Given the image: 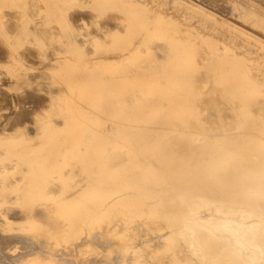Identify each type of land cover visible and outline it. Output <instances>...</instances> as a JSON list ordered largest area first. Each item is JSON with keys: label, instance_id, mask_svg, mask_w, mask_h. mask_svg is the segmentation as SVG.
Instances as JSON below:
<instances>
[{"label": "rangeland", "instance_id": "rangeland-1", "mask_svg": "<svg viewBox=\"0 0 264 264\" xmlns=\"http://www.w3.org/2000/svg\"><path fill=\"white\" fill-rule=\"evenodd\" d=\"M138 1L142 5L132 3L130 7V11L135 14L136 21L127 26L118 21L117 17L113 16L116 14L114 12L116 9L128 11L129 0H0V21H2L0 22V35L8 33L7 35L14 37V46L18 50L37 49L42 56L49 55L48 61L46 60L47 63H53L50 66L52 69L50 67V69L46 68L42 75L43 81H45V89H43L45 92L43 91V93L49 99L46 104L47 106L39 111H35L29 121L20 126L22 127L20 129L21 132L18 131L26 134L33 131L32 133H37L39 136L2 138L6 146H11L12 154L18 155L20 152H24V154L28 152L31 156L37 157L38 160L16 163L5 157H0V168L2 166L0 169V236L2 238V240L0 238V264H19L21 262L33 264L34 260H40V258V261L46 264H103V262L104 264H258L263 260L264 237H260L259 233L264 223H260L257 220L245 219L249 226L246 230L253 235V240L248 241L241 234L238 219L231 217L220 218L211 209H201L198 214L203 221H213L221 227L229 226V228L238 233L237 235L240 234L239 236L247 242L250 249H257L260 253L262 252L261 256L257 258L249 250L245 252L240 247L238 249L237 246H234L228 234L216 233L209 224L199 220L196 215L195 205L199 202L209 203L212 207L218 204L224 210L234 212L236 210L235 204L248 202L254 206L252 209L255 211L258 212V208L261 207L264 212V187L259 184L264 176V160L261 165H254L253 160L252 168H244L235 159V155L231 153L234 152L235 148L229 145L230 141H239L244 138L253 141V143L264 138V0ZM237 1L238 3H236ZM237 4L239 8H237ZM77 11L79 14L75 16V12ZM257 12L259 13L258 17H256L258 15ZM172 17L183 19L185 23L198 27L200 32L205 35V48L197 41L184 43L181 36L173 35L168 27V23L170 22L171 24ZM189 18L192 20H189ZM195 20L200 21L201 24H196ZM101 22L103 23L101 24ZM10 23H13L14 26L12 27ZM82 28L85 29L83 30ZM244 28L247 29L245 30ZM27 30L30 31L28 32ZM117 31L118 34L116 33ZM112 39L113 41H111ZM99 41L100 43H98ZM20 46L22 47L20 48ZM236 47L239 49L247 47L253 50L255 53L253 62L246 65L241 64V61L237 60L239 58L232 51V48ZM140 53L142 56H140ZM192 55L194 59H192ZM54 58L56 59L54 60ZM61 60L62 62H60ZM181 60L184 62L182 63ZM185 63H187V66H185ZM191 69H193V72H191ZM33 73L35 72L33 71ZM210 74L213 75L210 76ZM142 79L145 81L143 80L142 82ZM148 83H151L150 86ZM145 85L147 86L145 87ZM128 88L130 89L128 90ZM83 91H85V95ZM130 94L133 96H129ZM63 97L68 98L66 100ZM178 97H181V99ZM250 97L251 99H249ZM69 101L71 106L69 105ZM228 101L229 103H227ZM71 114L72 116H70ZM6 116L7 114L4 117H0V123L6 124ZM243 117L244 119H242ZM72 121L76 123L74 124ZM162 122L165 123L163 127L160 126ZM113 123L116 124L118 131L114 128ZM178 124L182 127L180 128ZM36 125L37 128L35 127ZM248 126L250 129H248ZM154 127L158 129L155 130ZM120 132L126 136L125 138L129 139L130 143L118 147L117 142L122 139L119 135ZM40 133H43L44 138L40 136ZM47 134L56 136L50 139L47 137ZM157 134L173 141L174 147L171 148L170 152L174 158V163L171 171H168L170 162L168 159L169 155L166 153L167 150L160 144L153 142ZM203 140L205 141L204 143H202ZM181 142H185L186 146L182 147ZM104 143L107 144L105 148H98L99 145ZM98 149L99 151H97ZM250 150L249 145L243 147V155L248 160H252ZM257 150H264V147H257ZM90 151L91 155L93 152L95 153L94 155L100 154V158H104V165H106L112 177H114L111 183L107 185L109 187L101 186L102 178L99 176L98 169L95 168L96 165H94L93 171L87 169L88 163L85 162V159L90 156ZM143 151L145 153L148 152V155L143 154ZM133 154L136 158L138 157V160L141 159V156L149 159V165L153 174L151 181L152 184L157 185H153L157 187L158 190H154L157 192H143L140 189L142 180L138 178L131 180L125 176L126 172L130 169L131 155ZM1 156H3V153ZM160 157H162L161 160ZM182 161H185L188 167L194 166L195 162V167L201 171H190L191 177L182 178L180 176ZM3 163H6V165ZM52 166L56 168L47 169ZM37 171L42 172L38 173ZM117 182L123 186L122 190L116 191L114 183ZM245 189L250 191L249 195L244 194ZM28 201L30 203L26 205ZM91 201L93 202L91 203ZM160 202L166 203V205L172 208V217L181 226H184L182 230L171 228L167 224L166 218L162 216L161 210L158 209ZM102 204L107 206L105 208L107 211L103 208ZM98 205L102 208L98 207ZM122 207L126 209L127 213L121 212L120 209ZM44 208L46 209L44 210ZM62 209L64 210L62 211ZM74 218H76L77 222ZM82 219H85V223ZM81 220L82 222L80 223ZM128 222H132L130 223L132 225ZM130 226L133 227L130 228ZM84 227L86 228L85 230H83ZM39 229L41 231L37 233L36 231ZM84 232H86V235ZM11 234L13 235L11 236ZM189 234L199 238L201 242L200 250L192 242L186 245L184 240ZM27 243H32V245ZM3 246L5 249H3ZM149 248H151V251ZM102 249H107V251L105 252ZM115 251H118V253ZM200 255H203V257L200 258ZM114 259L115 261H113Z\"/></svg>", "mask_w": 264, "mask_h": 264}, {"label": "bare ground", "instance_id": "bare-ground-1", "mask_svg": "<svg viewBox=\"0 0 264 264\" xmlns=\"http://www.w3.org/2000/svg\"><path fill=\"white\" fill-rule=\"evenodd\" d=\"M3 1V0H2ZM35 1V0H34ZM181 1V0H180ZM196 1V0H195ZM258 1V0H257ZM263 1V0H262ZM31 2H33V1H31ZM43 2V1H42ZM59 2V1H58ZM89 2V1H88ZM153 2V1H152ZM183 2V1H182ZM181 2V3H182ZM193 2V1H192ZM191 2V3H192ZM23 3V2H22ZM132 3H136V4H141L142 5V3L140 2V1H138V0H129V7H128V11H122V10H118V9H116L114 12L116 13L113 17H117L118 18V21H120L122 24H126L127 26H129V25H131L132 23H133V21H136L135 20V14L133 13V12H131L130 10H131V6H132ZM159 3V2H158ZM190 3V4H191ZM226 3V2H225ZM229 3V2H228ZM236 3H238V1L236 2ZM6 4H8V3H6ZM190 4H188V5H190ZM203 4V3H202ZM205 4V3H204ZM23 5V4H22ZM183 5V4H182ZM195 5H197V4H195ZM208 5V4H207ZM218 5V4H217ZM235 5V4H234ZM234 5H231V6H234ZM260 5V4H259ZM5 6V5H4ZM26 6V5H25ZM61 6V5H60ZM93 6V5H92ZM244 6V5H243ZM16 7V6H15ZM63 7V6H62ZM75 7V6H74ZM78 7V6H77ZM99 7V6H98ZM108 7H110V6H108ZM126 7V8H127ZM152 7V6H151ZM197 7H199V6H197ZM203 7V6H202ZM245 7V6H244ZM10 8V7H9ZM13 8V7H12ZM18 8V7H17ZM22 8V7H21ZM67 8V7H66ZM123 8V7H122ZM234 8V7H233ZM237 8H239V6H238V4H237ZM256 8V7H255ZM6 9V8H5ZM4 9V10H5ZM11 9V8H10ZM29 9V8H28ZM43 9V8H42ZM72 9V8H71ZM1 10V9H0ZM61 10V9H60ZM105 10V9H104ZM103 10V11H104ZM234 10V9H233ZM242 10V9H241ZM240 10V11H241ZM248 11H250L249 9H247ZM3 11V10H2ZM13 11H14V9H13ZM87 11V10H86ZM200 11V10H199ZM202 11V10H201ZM209 11V10H208ZM243 11H244V9H243ZM12 12V11H11ZM47 12V11H46ZM65 12V11H64ZM80 12H81V10H80ZM105 12V11H104ZM109 12H110V10H109ZM156 12V11H155ZM245 12V11H244ZM2 13V12H1ZM30 13V12H29ZM74 13V12H73ZM207 13V12H206ZM222 13V12H221ZM258 13V12H257ZM26 14V13H25ZM71 14V13H70ZM78 11L77 12H75V16H78ZM105 14H107V13H105ZM112 14V13H111ZM162 14V13H161ZM210 14H211V12H210ZM215 14V13H214ZM245 14V13H244ZM249 14V13H248ZM256 14V13H255ZM43 15H45V14H43ZM97 15V14H96ZM164 15V14H163ZM254 15V14H253ZM257 15V14H256ZM9 16V15H8ZM14 16V15H13ZM28 16V15H27ZM69 16V15H68ZM211 16V15H210ZM216 16V15H215ZM218 16V15H217ZM259 16V13H258V15L256 16V17H258ZM17 17V16H16ZM40 17V16H39ZM63 17H64V15H63ZM164 17L166 18V16L164 15ZM235 17V16H234ZM241 17V16H240ZM253 17V16H252ZM264 17V16H263ZM27 18V17H26ZM46 18V17H45ZM91 18V17H90ZM105 18V17H104ZM171 18V17H170ZM173 18V17H172ZM222 18V17H221ZM243 18V17H242ZM253 18H255V17H253ZM253 18H251V19H253ZM4 19V18H3ZM7 19V18H6ZM10 19V18H9ZM30 19V18H29ZM44 19V18H43ZM98 19V18H97ZM106 19V18H105ZM184 19H185V17H184ZM225 19V18H224ZM31 20V19H30ZM36 20V19H35ZM48 20H49V18H48ZM108 20V19H107ZM106 20V21H107ZM169 20V19H168ZM189 20H192L191 18H189ZM4 21V20H3ZM13 21V20H12ZM68 21V20H67ZM100 21H102V20H100ZM253 21V20H252ZM258 21V20H257ZM261 21H263V20H261ZM0 22H2V21H0ZM5 22V21H4ZM40 22V21H39ZM88 22V21H87ZM112 22V21H111ZM225 22V21H224ZM229 22H230V20H229ZM9 23V22H8ZM16 23V22H15ZM55 23V22H54ZM67 23V22H66ZM103 22H101V24H102ZM110 23V22H109ZM114 23V22H113ZM155 23V22H154ZM195 23L196 24H201L200 23V21H196L195 20ZM234 23V22H233ZM236 23H239V22H236ZM261 23V22H260ZM41 25H42V23H40ZM57 24V23H56ZM89 24V23H88ZM97 24V23H96ZM111 24V23H110ZM119 24V23H118ZM169 24V28H170V31H171V33L173 34V35H176V36H181L182 37V39H183V42L185 43V42H190V41H197L202 47H204L205 48V46H206V40H205V35H203L201 32H200V30H199V28L198 27H196V26H193V25H191V24H188V23H185L184 22V20L183 19H180V18H173L172 20H171V24H170V22L168 23ZM211 24V23H210ZM219 24V23H218ZM229 24H232V23H229ZM6 25V24H5ZM21 25V24H20ZM31 25V24H30ZM45 25V24H44ZM48 25V24H47ZM71 25V24H70ZM69 25V26H70ZM87 25V24H86ZM115 25H116V23H115ZM120 25V24H119ZM152 25V24H151ZM221 25V24H220ZM223 25H225V24H223ZM227 25H228V23H227ZM240 25H242V24H240ZM9 26V25H8ZM16 26V25H15ZM75 26V25H74ZM78 26V25H77ZM79 26H81L80 24H79ZM78 26V27H79ZM93 26V25H92ZM102 26V25H101ZM141 26H142V23H141ZM153 26H154V24H153ZM229 26V25H228ZM249 26V25H248ZM7 27V26H6ZM35 27V26H34ZM65 27V26H64ZM104 27V26H103ZM151 27V26H150ZM167 27V26H166ZM167 27V28H168ZM235 27H238V26H235ZM234 27V28H235ZM242 27H244V26H242ZM26 28V27H25ZM29 28V27H28ZM55 28V27H54ZM67 28H68V26H67ZM86 28V27H85ZM84 28V29H85ZM100 28V27H99ZM124 28V27H123ZM136 28V27H135ZM134 28V29H135ZM166 28V29H167ZM45 29V28H44ZM56 29V28H55ZM61 29V28H60ZM73 29V28H72ZM80 29V28H79ZM83 29V28H82ZM83 29V30H84ZM86 29H89V28H86ZM138 29V28H137ZM240 29V28H239ZM245 30L247 29V28H244ZM243 29V30H244ZM66 30V29H65ZM74 30V29H73ZM107 30V29H106ZM136 30V29H135ZM139 30H140V27H139ZM250 31H251V29H249ZM248 30V31H249ZM28 31V30H27ZM30 31V30H29ZM28 31V32H29ZM35 31V30H34ZM69 31V30H68ZM79 31V30H78ZM127 31V30H126ZM152 31H154V30H152ZM164 31V30H163ZM167 31V30H166ZM10 32V31H9ZM28 32H26V33H28ZM52 32V31H51ZM59 32V31H58ZM71 32V31H70ZM82 32V31H81ZM91 32H93V31H91ZM110 32V31H109ZM113 32V31H112ZM155 32V31H154ZM158 32V31H157ZM160 32V31H159ZM204 32V31H203ZM216 32H218V31H216ZM245 32V31H244ZM252 32H254L253 30H252ZM2 33V32H1ZM56 33V32H55ZM66 33V32H65ZM77 33V32H76ZM106 33H108V32H106ZM117 34H118V31L116 32ZM138 33V32H137ZM161 33V32H160ZM8 34V33H7ZM29 34V33H28ZM34 34V33H33ZM57 34V33H56ZM70 34V33H69ZM73 34V33H72ZM88 34V33H87ZM92 34V33H91ZM96 34V33H95ZM125 34V33H124ZM140 34V33H139ZM169 34V33H168ZM246 34H247V32H246ZM257 34H259V33H257ZM67 35V34H66ZM107 35V34H106ZM120 35H121V33H120ZM161 35V34H160ZM172 35V36H173ZM252 35H253V33H252ZM36 36H37V34H36ZM44 36V35H43ZM52 36V35H51ZM65 36V35H64ZM75 36V35H74ZM77 36V35H76ZM79 36V35H78ZM101 36H102V34H101ZM135 36V35H134ZM260 36V35H259ZM263 36V35H262ZM9 37V36H8ZM22 37V36H21ZM23 37H24V35H23ZM66 37V36H65ZM99 37V36H98ZM116 37V36H115ZM124 37V36H123ZM264 37V36H263ZM11 38V37H10ZM43 38V37H42ZM53 38V37H52ZM80 38V37H79ZM95 38H97V37H95ZM99 38H101V37H99ZM111 38V37H110ZM119 38V37H118ZM136 38H137V36H136ZM142 38V37H141ZM166 38H167V36H166ZM175 38V37H174ZM252 38V37H251ZM1 39V38H0ZM51 39V38H50ZM63 39V38H62ZM101 39H103V38H101ZM125 39V38H124ZM152 39V38H151ZM170 39V38H169ZM181 39V40H182ZM259 39H260V37H259ZM263 39V38H262ZM3 40V39H2ZM20 40V39H19ZM26 40V39H25ZM33 40V39H32ZM53 40V39H52ZM71 40V39H70ZM104 40V39H103ZM140 40V39H139ZM220 40V39H219ZM24 41V40H23ZM37 41V40H36ZM49 41V40H48ZM75 41V40H74ZM101 41V40H100ZM100 41L98 42V43H100ZM107 41V40H106ZM111 41H113V39L111 40ZM138 41V40H137ZM215 41V40H214ZM213 41V42H214ZM13 42V41H12ZM41 42H42V40H41ZM87 42V41H86ZM130 42V41H129ZM128 42V43H129ZM179 42V41H178ZM20 43V42H19ZM31 43V42H30ZM93 43V42H92ZM123 43V42H122ZM139 43V42H138ZM155 43V42H154ZM215 43V42H214ZM259 43V42H258ZM22 44V43H21ZM50 44V43H49ZM64 44V43H63ZM119 44V43H118ZM134 44V43H133ZM140 44V43H139ZM159 44H161V43H159ZM175 44V43H174ZM11 45V44H10ZM36 45V44H35ZM51 45V44H50ZM66 45H67V42H66ZM71 45H72V43H71ZM82 45V44H81ZM96 45V44H95ZM103 45V44H102ZM106 45V44H105ZM167 45V44H166ZM212 45V44H211ZM218 45V44H217ZM60 46V45H59ZM152 46V45H151ZM173 46V45H172ZM178 46H179V44H178ZM9 47V46H8ZM22 46H20V48H21ZM43 47V46H42ZM91 47V46H90ZM134 47V46H133ZM229 47V46H228ZM241 47V46H240ZM24 48V47H23ZM27 48V47H26ZM49 48V47H48ZM116 48V47H115ZM121 48V47H120ZM138 48V47H137ZM136 48V49H137ZM152 48V47H151ZM171 48V47H170ZM174 48V47H173ZM198 48V47H197ZM39 49V48H38ZM45 49V48H44ZM63 49V48H62ZM67 49V48H66ZM142 49V48H141ZM143 49H145V48H143ZM183 49V48H182ZM72 50H74V49H72ZM130 50V49H129ZM138 50V49H137ZM137 50H135V51H137ZM146 50V49H145ZM22 51V50H21ZM52 51V50H51ZM96 51V50H95ZM94 51V52H95ZM114 51H117V50H114ZM131 51V50H130ZM152 51V50H151ZM173 51V50H172ZM186 51V50H185ZM211 51V50H210ZM221 51V50H220ZM232 51H233V53H234V55H236V57L237 58H239V59H237L238 61H241V64H251L252 62H253V60H254V57H255V53L253 52V50H251V49H249V48H247V47H242V48H232ZM40 52V51H39ZM53 52V51H52ZM62 52V51H61ZM77 52V51H76ZM90 52H92V51H90ZM104 52V51H103ZM122 52V51H121ZM208 52V51H207ZM12 53V52H11ZM57 53V52H56ZM99 53V52H98ZM97 53V54H98ZM141 53H142V51H141ZM140 53V54H141ZM147 53V52H146ZM158 53V52H157ZM156 53V54H157ZM185 53V52H184ZM260 53V52H259ZM28 54V53H27ZM40 54V53H39ZM53 54V53H52ZM55 54V53H54ZM62 54V53H61ZM119 54V53H118ZM121 54V53H120ZM130 54H132V53H130ZM178 54V53H177ZM195 54V53H194ZM45 55V54H44ZM148 55V54H147ZM158 55V54H157ZM38 56V55H37ZM39 56H41V55H39ZM56 56V55H55ZM58 56V55H57ZM106 56V55H105ZM110 56V55H109ZM125 56V55H124ZM140 56H142V54L140 55ZM149 56V55H148ZM163 56H165V55H163ZM30 57V56H29ZM67 57V56H66ZM70 57V56H69ZM100 57V56H99ZM119 57V56H118ZM132 57H133V55H132ZM192 57H193V55H192ZM209 57V56H208ZM216 57V56H215ZM33 58V57H32ZM31 58V59H32ZM41 58V57H40ZM101 58H104V57H101ZM153 58H155V57H153ZM159 58V57H158ZM199 58V57H198ZM43 59V58H42ZM56 58H54V60H55ZM60 59V58H59ZM71 59V58H70ZM94 59V58H93ZM98 59V58H97ZM109 59V58H108ZM126 59V58H125ZM136 59V58H135ZM143 59V58H142ZM180 59V58H179ZM189 59V58H188ZM192 59H194V57L192 58ZM214 59V58H213ZM47 61H48V57H47V59H46ZM88 60V59H87ZM110 60V59H109ZM138 60V59H137ZM144 60V59H143ZM146 60V59H145ZM153 60V59H152ZM164 60V59H163ZM178 60V59H177ZM9 61H11V60H9ZM53 61V60H52ZM67 61H68V59H67ZM75 61V60H74ZM102 61V60H101ZM124 61V60H123ZM182 61V60H181ZM199 61V60H198ZM21 62H22V60H21ZM41 62V61H40ZM51 62V61H50ZM60 62H62V60L60 61ZM107 62V61H106ZM128 62V61H127ZM184 61H182V63H183ZM191 62V61H190ZM6 63V62H5ZM46 63V62H45ZM64 63H66V62H64ZM110 63V62H109ZM141 63V62H140ZM31 64V63H30ZM51 64H53V63H51ZM116 64V63H115ZM126 64V63H125ZM125 64H124V66H125ZM149 64V63H148ZM151 64V63H150ZM167 64V63H166ZM177 64H179V63H177ZM186 65L185 66H187V63H185ZM191 64H192V62H191ZM194 64V63H193ZM40 64L38 63V65H36V66H39ZM44 65V64H43ZM47 65V64H46ZM49 65V64H48ZM62 65H63V63H62ZM67 65H68V63H67ZM127 65V64H126ZM130 65H131V62H130ZM189 65V67H191L190 66V64H188ZM201 65V64H200ZM204 65V64H203ZM28 66V65H27ZM34 66V65H33ZM114 66V65H113ZM166 66V65H165ZM193 66V65H192ZM30 67V66H29ZM64 67V66H63ZM62 67V68H63ZM70 67H71V65H70ZM116 67V66H115ZM163 67V66H162ZM161 67V68H162ZM51 69H52V67H50ZM49 68V69H50ZM54 68V67H53ZM66 68H67V66H66ZM117 68V67H116ZM130 68V67H129ZM152 68V67H151ZM155 68V67H154ZM183 68V67H182ZM195 68V67H194ZM203 68V67H202ZM227 68H228V66H227ZM27 69V68H26ZM39 69V68H38ZM72 69V68H71ZM145 69V68H144ZM0 71H2V69L0 68ZM29 71H30V69H29ZM41 71L43 72V69H41ZM109 71H110V69H109ZM157 71H158V69H157ZM174 71H176V69H174ZM183 71H184V69H183ZM23 72V71H22ZM35 72V71H34ZM55 72H56V69H55ZM67 72V71H66ZM120 72V71H119ZM191 72H193V69H191ZM227 72V71H226ZM0 73H2L3 74V72H0ZM6 73V72H5ZM33 73V72H32ZM151 73V72H150ZM197 73V72H196ZM22 74V73H21ZM26 74V73H25ZM34 74H36V73H34ZM55 74V73H54ZM118 74V73H117ZM127 74V73H126ZM130 74V73H129ZM166 74V73H165ZM5 75V74H4ZM3 75V76H4ZM43 75V74H42ZM191 75H192V73H191ZM190 75V77L192 78V76ZM204 75V74H203ZM213 75V74H212ZM211 74H210V76H212ZM21 76V75H20ZM80 76V75H79ZM106 76V75H105ZM136 76V75H135ZM205 76V75H204ZM209 76V77H210ZM6 77V76H5ZM34 77V76H33ZM37 77V76H36ZM45 77H47V76H45ZM50 77V76H49ZM59 77V76H58ZM118 77V76H117ZM127 77V76H126ZM130 77V76H129ZM139 77V76H138ZM148 78H149V76H147ZM164 77H166V76H164ZM201 77V76H200ZM206 77V76H205ZM7 78V77H6ZM9 78V77H8ZM56 78V77H55ZM111 78V77H110ZM122 78V77H121ZM146 78V77H145ZM147 78V79H148ZM151 78V77H150ZM170 78V77H169ZM195 78V77H194ZM219 78V77H218ZM249 78V77H248ZM5 79V78H4ZM38 79V78H37ZM56 79H58V78H56ZM137 79V78H136ZM216 79V78H215ZM250 79V78H249ZM9 80H10V78H9ZM13 80V79H12ZM33 81H34V79H32ZM41 80H43V79H41ZM45 80V79H44ZM67 80V79H66ZM105 80H106V78H105ZM131 80V79H130ZM143 80L144 79H142V82H143ZM152 80V79H151ZM169 80V79H168ZM178 80H180V79H178ZM182 80V79H181ZM213 80V79H212ZM222 80V79H221ZM16 81V80H15ZM23 81V80H22ZM65 81V80H64ZM138 81L140 82V80L138 79ZM145 81V80H144ZM165 81H166V79H165ZM226 81V80H225ZM27 82H29V81H27ZM43 82H45V81H43ZM136 82V81H135ZM141 82V83H142ZM147 82V81H146ZM163 82V81H162ZM213 82H214V80H213ZM8 83V82H7ZM14 83V82H13ZM19 83H21V82H19ZM34 83V82H33ZM47 83V82H46ZM51 83V82H50ZM54 83H56V82H54ZM62 83V82H61ZM83 83H85V82H83ZM119 83H121V82H119ZM138 83V82H137ZM167 83H169L168 81H167ZM186 83V82H185ZM3 84V83H2ZM18 84V83H17ZM58 84V83H57ZM68 84V83H67ZM71 84V83H70ZM125 84V83H124ZM140 84V83H139ZM144 84V83H143ZM149 84V83H148ZM151 84V83H150ZM150 84H149V86H150ZM153 84H155V82H153ZM176 84H177V82H176ZM187 84V83H186ZM191 84V83H190ZM202 84V83H201ZM28 85V84H27ZM29 85H31V84H29ZM28 85V86H29ZM46 85V84H45ZM47 85H49V84H47ZM62 85V84H61ZM157 85V84H156ZM163 85V84H162ZM173 85V84H172ZM193 85V84H192ZM213 85V84H212ZM220 85V84H219ZM232 85V84H231ZM259 86H260V84H258ZM33 86V85H32ZM39 86H40V84H39ZM42 86V85H41ZM54 86V85H53ZM57 86V85H56ZM63 86V85H62ZM66 86V85H65ZM121 86H122V84H121ZM147 85H145V87H146ZM148 86V87H149ZM153 86V85H152ZM188 86V85H187ZM221 86V85H220ZM230 86V85H229ZM263 86V85H262ZM261 86V87H262ZM5 87V86H4ZM9 87V86H8ZM11 87H12V85H11ZM19 87V86H18ZM21 87H23V86H21ZM36 87V86H35ZM126 87V86H125ZM128 87H129V85H128ZM163 87V86H162ZM161 87V88H162ZM195 87V86H194ZM198 87V86H197ZM213 87V86H212ZM211 87V88H212ZM223 87V86H222ZM232 87V86H231ZM243 87V86H242ZM248 87V86H247ZM7 88V87H6ZM13 88V87H12ZM11 88V89H12ZM17 88V87H16ZM25 88V87H24ZM38 88V87H37ZM57 88V87H56ZM55 88V89H56ZM59 88V87H58ZM67 88V87H66ZM118 88V87H117ZM121 88V87H120ZM216 88V87H215ZM237 88V87H236ZM2 89V88H1ZM26 89V88H25ZM32 89H34V88H32ZM54 89V88H53ZM130 88H128V90H129ZM139 89V88H138ZM142 89V88H141ZM146 89V88H145ZM180 89V88H179ZM221 89V88H220ZM235 89V88H234ZM15 90H17V89H15ZM21 90V89H20ZM31 90V89H30ZM66 90V89H65ZM189 90H191V89H189ZM193 90V89H192ZM252 90H254V89H252ZM22 91V90H21ZM37 91V90H36ZM39 91H42V90H39ZM44 91V90H43ZM76 91V90H75ZM74 91V92H75ZM116 91H118V90H116ZM135 91V90H134ZM186 91V90H185ZM184 91V92H185ZM212 91V90H211ZM210 91V92H211ZM231 91H232V89H231ZM235 91H236V89H235ZM45 92V91H44ZM50 92V91H49ZM67 92V91H66ZM85 91H83V93H84ZM111 92V91H110ZM138 92H140V91H138ZM167 92V91H166ZM182 92V91H181ZM183 92V93H184ZM253 92V91H252ZM254 92H256V91H254ZM258 92V91H257ZM262 92V91H261ZM260 92V93H261ZM17 93H18V91H17ZM16 93V94H17ZM69 93V92H68ZM148 93V92H147ZM146 93V94H147ZM187 93V92H186ZM219 93V92H218ZM228 93V92H227ZM245 93V92H244ZM243 93V94H244ZM1 94V93H0ZM12 94V93H11ZM25 94V93H24ZM32 94H33V92H32ZM41 94V93H40ZM44 93H42V95H43ZM70 94V93H69ZM68 94V95H69ZM86 93H84V95H85ZM90 94V93H89ZM185 94V93H184ZM200 94V93H199ZM204 94V93H203ZM206 94V93H205ZM233 94V93H232ZM236 94V93H235ZM240 94V93H239ZM242 94V93H241ZM256 94V93H255ZM14 95V94H13ZM22 95H23V92H22ZM22 95H20V96H22ZM39 95V94H38ZM38 95H37V97H38ZM41 95V96H42ZM51 95V94H50ZM96 95V94H95ZM134 95H136V94H134ZM142 95V94H141ZM162 95V94H161ZM180 95V94H179ZM194 95V94H193ZM219 95V94H218ZM250 95H251V93H250ZM8 96V95H7ZM6 96V97H7ZM16 96V95H15ZM18 96V95H17ZM25 96V95H24ZM23 96V97H24ZM48 96V95H47ZM53 96V95H52ZM63 96V95H62ZM66 96V95H65ZM71 96V95H70ZM129 96H131V94L129 95ZM133 96V95H132ZM131 96V97H132ZM144 96V95H143ZM153 96V95H152ZM171 96H173V95H171ZM199 96V95H198ZM240 96V95H239ZM27 98L26 99H22L21 97H20V99H22L21 100V105L23 104V105H32L31 106V108H29V109H25V111H23V109H24V107H23V109H22V112H23V115H17L16 117H15V119H14V117H13V121H12V123H11V121L9 122V121H7L8 123L7 124H9L10 125V123L12 124L11 126H10V128H9V131H15V130H18V131H20V129L22 128V127H20V126H22L23 124H24V122L26 121V120H28V118H29V115L31 114V112H32V114H33V110H35L36 111V109H38V108H42V106L43 105H41V104H43L44 103V105H45V100H43V102L42 101H40V99L39 98H37L36 96H32V95H29V96H26ZM36 97V98H35ZM50 97V96H49ZM82 97H84V96H82ZM81 97V98H82ZM182 97V96H181ZM181 97L179 98V99H181ZM205 97V96H204ZM223 97V96H222ZM243 97V96H242ZM252 97H253V95H252ZM258 97H260V96H258ZM10 98V97H9ZM58 98V97H57ZM63 98H65V97H63ZM66 98H68V97H66ZM65 98V99H66ZM70 98V97H69ZM88 98V97H87ZM145 98V97H144ZM157 98V97H156ZM171 98V97H170ZM247 98V97H246ZM47 99V98H46ZM54 99H55V97H54ZM59 99V98H58ZM140 99V98H139ZM142 99V98H141ZM169 99V98H168ZM190 99V98H189ZM192 99V98H191ZM220 99H221V97H220ZM249 99H251V97L249 98ZM262 99V98H261ZM11 100V99H10ZM14 100V99H13ZM19 100V99H18ZM48 100V99H47ZM67 100V99H66ZM78 100V99H77ZM136 100V99H135ZM167 100V99H166ZM171 100V99H170ZM200 100V99H199ZM214 100V99H213ZM222 100V99H221ZM255 100V99H254ZM7 101H8V98H7ZM6 101V102H7ZM52 101V100H51ZM65 101V100H64ZM64 101H63V103H64ZM72 101V100H71ZM81 101V100H80ZM89 101V100H88ZM174 101V100H173ZM179 101V100H178ZM183 101V100H182ZM231 101V100H230ZM235 101V100H234ZM238 101V100H237ZM82 102V101H81ZM80 102V103H81ZM137 102V101H136ZM142 102V101H141ZM184 102V101H183ZM211 102V101H210ZM239 102V101H238ZM10 103V102H9ZM13 103V102H12ZM72 103H73V101H72ZM77 103V102H76ZM85 103H86V101H85ZM127 103V102H126ZM131 103V102H130ZM144 103H145V101H144ZM144 103H143V105H144ZM158 103V102H157ZM167 103V102H166ZM205 103H206V100H205ZM211 103H213V102H211ZM216 103V102H215ZM227 103H229V101L227 102ZM241 103V102H240ZM2 104V103H1ZM78 104V103H77ZM76 104V105H77ZM201 104V103H200ZM218 104V103H217ZM248 104V103H247ZM261 104V103H260ZM8 105V104H7ZM17 105V104H16ZM65 105V104H64ZM69 105H70V101H69ZM84 105V104H83ZM89 105V104H88ZM95 105V104H94ZM151 105V104H150ZM1 106V105H0ZM4 106H5V104H4ZM9 106V105H8ZM47 106V105H46ZM57 106V105H56ZM71 106V105H70ZM69 106V107H70ZM137 106V105H136ZM135 106V107H136ZM215 106V105H214ZM241 106V105H240ZM17 107V106H16ZM20 107V106H19ZM50 107V106H49ZM65 108H66V106H64ZM73 107V106H72ZM88 107V106H87ZM197 107V106H196ZM205 107V106H204ZM219 107V106H218ZM228 107V106H227ZM258 107V106H257ZM6 108V107H5ZM54 108V107H53ZM56 108V107H55ZM77 108V107H76ZM86 108V107H85ZM149 108V107H148ZM169 108V107H168ZM206 108V107H205ZM240 108V107H239ZM255 108V107H254ZM259 108V107H258ZM6 109H8V107L6 108ZM51 109V108H50ZM78 109V108H77ZM185 109V108H184ZM203 109V108H202ZM15 111H16V109H14ZM69 110V109H68ZM80 110V109H79ZM89 110V109H88ZM121 110V109H120ZM231 110V109H230ZM240 110H242L241 108H240ZM9 111V110H8ZM67 111V110H66ZM78 111V110H77ZM82 111V110H81ZM87 111V110H86ZM91 111V110H90ZM93 111V110H92ZM203 111V110H202ZM248 111V110H247ZM246 111V112H247ZM1 112V111H0ZM47 112V111H46ZM89 112V111H88ZM94 112H95V110H94ZM215 112V111H214ZM256 112V111H255ZM5 113V112H4ZM9 113V112H8ZM8 113H5V115L6 114H8ZM13 113L14 112H12V115H13ZM18 113H20V112H18ZM40 113H41V111H40ZM50 113V112H49ZM71 113V112H70ZM69 113V114H70ZM74 113V112H73ZM72 113V114H73ZM85 113V112H84ZM197 113V112H196ZM211 113H213V112H211ZM221 113V112H220ZM238 113V112H237ZM257 113V112H256ZM259 113V112H258ZM261 113H262V111H261ZM3 114V113H2ZM11 114V113H10ZM72 114L70 115V116H72ZM78 114V113H77ZM100 114V113H99ZM116 114V113H115ZM236 114V113H235ZM240 114V113H239ZM11 115V116H12ZM54 115V114H53ZM90 115V114H89ZM213 115V114H212ZM217 115V114H216ZM262 115H263V113H262ZM31 116V115H30ZM36 116V115H35ZM47 116V115H46ZM66 116V115H65ZM75 116V115H74ZM87 116V115H86ZM0 117H2L1 115H0ZM56 117V116H55ZM84 117V116H83ZM92 117V116H91ZM98 117V116H97ZM100 117V116H99ZM210 117V116H209ZM236 117V116H235ZM11 118V117H10ZM31 118V117H30ZM29 118V119H30ZM58 118H59V116H58ZM57 118V119H58ZM94 118V117H93ZM92 118V119H93ZM240 118H241V116H240ZM6 119V118H5ZM81 119V118H80ZM90 119V118H89ZM97 119H99V118H97ZM121 119V118H120ZM242 119H244V117L242 118ZM2 120H4V119H2ZM12 120V119H11ZM42 120V119H41ZM48 120V119H47ZM59 120H61V119H59ZM109 120V119H108ZM141 120V119H140ZM203 120V119H202ZM215 120V119H214ZM213 120V121H214ZM36 121H38V120H36ZM55 121V120H54ZM137 121V120H136ZM228 121V120H227ZM59 122V121H58ZM73 122V121H72ZM110 122H112V121H110ZM138 122V121H137ZM166 122V121H165ZM205 122V121H204ZM220 122V121H219ZM232 122V121H231ZM237 122V121H236ZM235 122V123H236ZM41 123V122H40ZM49 123V122H48ZM64 123V122H63ZM74 123V122H73ZM76 123V122H75ZM74 123V124H75ZM87 123H89V122H87ZM90 123H92V122H90ZM124 124V123H123ZM223 124V123H222ZM238 124H240V123H238ZM260 124H261V122H260ZM6 125V124H5ZM51 125V124H50ZM68 125V124H67ZM73 125V124H72ZM95 125V124H94ZM165 125V123L164 122H162V123H160V126H164ZM179 125V124H178ZM206 125V124H205ZM256 125H257V123H256ZM52 126V125H51ZM50 126V127H51ZM77 126V125H76ZM113 126H114V128L118 131V128H117V126H116V124L115 123H113ZM187 126V125H186ZM30 127H31V125H30ZM36 128H37V125L35 126ZM46 127V126H45ZM75 127V126H74ZM73 127V128H74ZM93 127V126H92ZM103 127V126H102ZM136 127V126H135ZM179 127L181 128L182 126L181 125H179ZM259 127V126H258ZM5 128V127H4ZM4 128H2L3 130H4ZM19 128V129H18ZM32 128V127H31ZM35 128V129H36ZM47 128H49L48 126H47ZM66 128V127H65ZM91 128V127H90ZM96 128V127H95ZM99 128V127H98ZM97 128V129H98ZM149 128H151L150 126H149ZM209 128H211V127H209ZM218 128V127H217ZM223 128V127H222ZM237 128H238V126H237ZM256 128H257V126H256ZM261 128V127H260ZM24 129H26V128H24ZM41 129H43V128H41ZM45 129V128H44ZM85 129V128H84ZM89 129V128H88ZM101 129V128H100ZM129 129V128H128ZM127 129V130H128ZM154 129L155 130H157L158 128H155L154 127ZM212 129V128H211ZM248 129H250L249 128V126H248ZM59 130V129H58ZM93 130V129H92ZM96 130V129H95ZM99 130V129H98ZM206 130V129H205ZM221 130V129H220ZM49 131H50V129H49ZM68 131V130H67ZM97 131V130H96ZM130 131V130H129ZM239 131V130H238ZM258 131V130H257ZM256 131V132H257ZM3 133H4V131H2ZM17 132V131H16ZM21 132V131H20ZM43 132H44V130H43ZM48 132V131H47ZM99 132V131H98ZM126 132V131H125ZM211 132V131H210ZM13 132H11L10 134H12ZM95 134H97L96 132H94ZM112 133V132H111ZM161 133V132H160ZM244 133V132H243ZM249 133V132H248ZM2 134V133H1ZM16 134V133H15ZM19 134V133H18ZM26 134V133H25ZM41 134V133H40ZM126 134V133H125ZM137 134H139V133H137ZM242 134V133H241ZM252 134V133H251ZM5 135V134H4ZM42 135H43V133H42ZM48 135V134H47ZM53 135V134H52ZM56 135H57V133H56ZM56 135H54V137L56 136ZM92 135H93V133H92ZM119 135L121 136V140L119 141V142H117V146L118 147H120V146H125L127 143L129 144L130 142H129V139H127V138H125L126 136L124 135V134H121V132L119 133ZM186 135V134H185ZM200 135V134H199ZM210 135V134H209ZM228 135H230V134H228ZM2 136V135H1ZM0 136V137H1ZM16 136V135H15ZM19 136H20V134H19ZM86 136V135H85ZM100 136V135H99ZM102 136V135H101ZM104 136V135H103ZM105 136H107V135H105ZM222 136V135H221ZM5 137V136H4ZM49 137V136H48ZM109 137V136H108ZM175 137V136H174ZM203 137V136H202ZM210 137V136H209ZM208 137V138H209ZM213 137V136H212ZM6 138V137H5ZM8 138V137H7ZM11 138V137H10ZM44 138V137H43ZM50 139H51V136L49 137ZM130 138V137H129ZM131 138H132V136H131ZM130 138V139H131ZM135 138V137H134ZM136 138H138V137H136ZM170 138V137H169ZM211 138V137H210ZM216 138V137H215ZM236 138V137H235ZM1 139V138H0ZM139 139H140V137H139ZM38 140V139H37ZM40 140V139H39ZM134 140V139H133ZM156 140V141H155ZM155 140H153V142L155 143V144H160L162 147H164L166 150H167V155H169V162H170V164H169V166H168V171H171L172 170V167H173V163H174V158H173V156H172V153L170 152L171 151V148L172 147H174L173 146V141L172 140H168V139H165L163 136H160L159 134H157V136H156V138H155ZM212 140V139H211ZM218 140H220V139H218ZM223 140V139H222ZM231 140V139H230ZM13 141V140H12ZM11 141V142H12ZM19 141V140H18ZM29 141V140H28ZM31 141V140H30ZM87 141V140H86ZM227 141V140H226ZM10 142V143H11ZM32 142H33V140H32ZM47 142V141H46ZM52 142V141H51ZM102 142H104L103 140H102ZM141 142V141H140ZM151 142H152V140H151ZM205 141L203 140L202 141V143H204ZM27 143H29V142H27ZM49 143V142H48ZM80 143V142H79ZM193 143H194V141H193ZM207 143V142H206ZM251 143H253V141H251V140H248V139H246V138H244V139H242V140H239V141H230L229 142V145L230 146H232V147H234L235 148V150H234V152H231L232 154H234L235 155V159L237 160V161H239L241 164H242V166L244 167V168H252L253 167V164H252V162H253V160H254V165H261L262 164V162H263V160H264V150H257V147H260V148H262V147H264V138H261L260 140H257V141H255L253 144H251ZM23 144V143H22ZM36 144H38V143H36ZM35 144V145H36ZM44 144V143H43ZM77 144V143H76ZM181 144V146L182 147H184V146H186V143L185 142H181L180 143ZM97 145V144H96ZM107 144L106 143H104V144H102V145H99L98 146V148H101V147H104L105 148V146H106ZM109 145V144H108ZM179 145V144H178ZM202 145H204V144H202ZM247 145H249V147L251 148V150H250V153H251V157H252V160L250 159V160H248V158L246 157V156H244L243 155V147H245V146H247ZM45 146V145H44ZM137 146V145H136ZM213 146V145H212ZM218 146H220V145H218ZM83 147V146H82ZM79 148V147H78ZM93 148V147H92ZM104 148H102V149H104ZM198 148V147H197ZM119 149V148H118ZM117 149V150H118ZM125 149V148H124ZM142 149V148H141ZM11 150H12V148H10V147H8V146H6L5 148H4V150H2L3 151V156H1L0 155V157H5V158H7V159H10L12 162H16V163H22L23 161H33V160H35V161H37L38 160V158L37 157H33V156H31V154H29L28 152H25V154H24V152H20V153H18V155L17 154H12L11 153ZM123 150V149H122ZM121 150V151H122ZM133 150V149H132ZM151 150V149H150ZM196 150V149H195ZM79 151V150H78ZM77 151V152H78ZM97 151H99V149L97 150ZM120 151V150H119ZM198 151V150H197ZM83 152V151H82ZM109 152V151H108ZM107 152V153H108ZM116 152V151H115ZM123 152V151H122ZM98 153V152H97ZM96 153V154H97ZM124 153V152H123ZM141 153V152H140ZM145 152L143 151V154H144ZM148 153V152H147ZM147 153H145V154H147ZM188 153V152H187ZM95 153H93L92 152V155H91V151H90V156L89 157H87L86 159H85V162L86 163H88V166H87V169H89V171H91L93 168H94V165H96L95 166V168H97L98 169V171H99V176H100V178H102V182H101V186H107L109 183H111V181L113 180V178L114 177H112V174H111V172H110V170L106 167V165H104V158H100V154L98 155H94ZM141 155H142V153H141ZM148 155V154H147ZM146 155V156H147ZM196 155H198V154H196ZM195 155V156H196ZM75 156V155H74ZM77 156V155H76ZM115 156V155H114ZM117 156H118V154H117ZM181 156H182V154H181ZM188 156V155H187ZM68 157V156H67ZM126 158V157H125ZM138 158V157H137ZM136 157H135V155L133 154V155H131V166H130V169L128 170V172H126V174H125V176L127 177V178H129V179H131V180H135L136 178H138V179H140V180H142V186H141V190L143 191V192H157V191H154V190H158L157 189V187H155V186H157V185H155V184H152V181H151V179L153 178V174H152V169L150 168V162H149V159L147 158V157H145L144 158V156H141V159H137ZM161 158L162 157H160V160H161ZM62 159V158H61ZM109 159H110V157H109ZM116 159V158H115ZM124 159V158H123ZM122 159V160H123ZM127 159V158H126ZM69 160V159H68ZM113 160V159H112ZM45 161H47V160H45ZM84 161V160H83ZM118 161H119V159H118ZM125 161V160H124ZM59 162V161H58ZM62 162H64V161H62ZM123 162V161H122ZM121 163V162H120ZM4 164V163H3ZM8 164V163H7ZM50 164V163H49ZM72 164V163H71ZM70 164V165H71ZM76 164V163H75ZM114 164V163H113ZM112 164V165H113ZM129 164V163H128ZM159 164H160V162H159ZM233 164H234V162H233ZM4 165H6V163L4 164ZM9 165V164H8ZM14 165V164H13ZM121 165V164H120ZM232 165V164H231ZM109 166V165H108ZM235 166V165H234ZM13 167V166H12ZM180 176L182 177V178H186V177H191V172H194V171H201L199 168H196L195 167V162H194V166L192 165V166H190V167H188V165L185 163V161L183 162L182 161V163H181V165H180ZM1 168H2V166H1ZM0 168V169H1ZM54 169V168H56L55 166H52V167H48L47 169ZM243 168V169H244ZM25 169H28V168H25ZM96 169V170H97ZM113 169V168H112ZM235 169V168H234ZM242 169V168H241ZM31 170V169H30ZM81 170V169H80ZM126 170V169H125ZM246 170V169H245ZM72 171V170H71ZM93 171V170H92ZM95 171V170H94ZM97 171V172H98ZM191 171V172H190ZM239 171H241V170H239ZM26 172V171H25ZM31 172H34V171H31ZM36 172V171H35ZM38 173H41L42 171H37ZM64 172V171H63ZM68 172V171H67ZM75 172H78V171H75ZM81 172V171H80ZM79 172V173H80ZM83 172H84V170H83ZM114 172V171H113ZM242 172V171H241ZM86 173V172H85ZM66 174V173H65ZM119 175V174H118ZM15 176V175H14ZM88 176V175H87ZM122 176H124V175H122ZM23 177V176H22ZM64 177V176H63ZM67 177V176H66ZM71 177V176H70ZM26 178V177H25ZM58 178V177H57ZM87 178V177H86ZM91 178V177H90ZM97 178V177H96ZM12 179V178H11ZM73 179V178H72ZM72 179H69V180H72ZM85 179V178H84ZM94 179V178H93ZM92 179V180H93ZM57 180H59V179H57ZM37 181V180H36ZM36 181H34V182H36ZM75 181V180H74ZM154 181V180H153ZM40 182V181H39ZM80 182H81V180H80ZM79 182V183H80ZM16 183V182H15ZM124 183V182H123ZM48 184V183H47ZM259 184L262 186V187H264V176H263V178L261 179V182H259ZM9 185V184H8ZM58 185V184H57ZM153 185H155V186H153ZM3 186V185H2ZM62 186V185H61ZM70 186V185H69ZM114 186H115V188H116V191H119V190H122V185L121 184H119L118 182L117 183H114ZM4 187V186H3ZM6 187V186H5ZM68 187V186H67ZM75 187V186H74ZM83 187V186H82ZM107 187H109V186H107ZM43 188H45V187H43ZM54 188V187H53ZM60 188V187H59ZM63 188V187H62ZM69 188V187H68ZM79 188V187H78ZM124 188H125V186H124ZM12 189V188H11ZM30 189V188H29ZM126 189V188H125ZM10 190V189H9ZM35 190V189H34ZM33 190V191H34ZM42 190V189H41ZM70 190V189H69ZM73 190V189H72ZM88 190H90V189H88ZM66 191V190H65ZM105 191V190H104ZM108 191V190H107ZM113 191V190H112ZM6 192H8V191H6ZM5 192V193H6ZM24 192V191H23ZM28 192V191H27ZM40 192V191H39ZM44 192V191H43ZM50 192V191H49ZM59 192H60V190H59ZM67 192H68V190H67ZM73 192V191H72ZM192 192V191H191ZM52 193V192H51ZM50 193V194H51ZM91 193V192H90ZM249 193H250V191L248 190V189H245V192H244V194L245 195H249ZM14 194V193H13ZM21 194V193H20ZM19 194V195H20ZM48 194V193H47ZM54 194V193H53ZM84 194V193H83ZM46 195V194H45ZM102 195V194H101ZM139 195V194H138ZM199 195V194H198ZM198 195H196V196H198ZM31 196V195H30ZM42 196H44V195H42ZM71 196V195H70ZM122 196V195H121ZM83 197V196H82ZM81 197V198H82ZM98 197V196H97ZM11 198V197H10ZM50 198V197H49ZM54 198V197H53ZM68 198V197H67ZM8 199V198H7ZM37 199V198H36ZM60 199V198H59ZM4 200V199H3ZM64 200V199H63ZM62 200V201H63ZM68 200V199H67ZM81 200V199H80ZM86 200V199H85ZM91 200V199H90ZM100 200V199H99ZM113 200V199H112ZM130 200V199H129ZM38 201H40V200H38ZM44 201V200H43ZM56 201V200H55ZM76 201V200H75ZM89 201V200H88ZM128 201V200H127ZM2 202V201H1ZM10 202V201H9ZM47 202V201H46ZM66 202V201H65ZM87 202V201H86ZM93 201H91V203H92ZM95 202V201H94ZM104 202V201H103ZM102 202V203H103ZM112 202V201H111ZM20 203H21V201H20ZM28 203H30L29 201L27 202V204L26 205H28ZM38 203V202H37ZM69 203V202H68ZM157 203V202H156ZM14 204V203H13ZM62 204V203H61ZM107 204V203H106ZM15 205V204H14ZM26 205H25V207H26ZM57 205V204H56ZM96 205H97V203H96ZM109 205V204H108ZM236 205V210L233 212V211H226V210H224L222 207H221V205H216V206H214V207H212V205L211 204H209V203H196V205H195V207H196V212H197V217H198V219L199 220H202L203 221V219L198 215L199 214V210H201V209H211V210H214L216 213H217V215H218V217H220V218H229V217H231V218H236V219H238L239 220V224H240V228H241V234L243 235V237H245L248 241H250V240H253V235H252V233L251 232H248L246 229L249 227L248 226V224H247V222L245 221V219H252V220H257L258 222H260V223H264V212H263V210H262V208L261 207H259L258 208V212L257 211H255L254 209H252L254 206L251 204V203H248V202H244V203H237V204H235ZM32 206V205H31ZM67 206V205H66ZM92 206V205H91ZM100 205H98V207H99ZM102 206H103V208L105 209V208H107V206H104L103 204H102ZM191 206V205H190ZM54 207V206H53ZM90 207V206H89ZM97 206H96V208H98ZM101 207V206H100ZM39 208V207H38ZM64 208V207H63ZM81 208V207H80ZM102 208V207H101ZM8 209V208H7ZM7 209H5V210H7ZM13 209V208H12ZM30 209V208H29ZM36 209V208H35ZM46 208H44V210H45ZM114 209V208H113ZM158 209H160L161 210V214H162V216L163 217H165L166 219V221L168 222L167 224L168 225H170V227L171 228H174V229H178V230H182V228H184V226H181L176 220H174L173 219V210H172V208L169 206V205H166V203H163V202H160L159 204H158ZM64 209H62V211H63ZM78 211H80L79 209H77ZM106 210V209H105ZM108 210H109V208H108ZM121 210V212H126L127 213V211H126V209L125 208H121L120 209ZM4 211V210H3ZM9 211V210H8ZM33 211V210H32ZM107 211V210H106ZM2 212V211H1ZM10 212V211H9ZM23 212V211H22ZM65 212V211H64ZM81 212V211H80ZM89 212H92V211H89ZM108 212H110V211H108ZM263 212V213H262ZM47 213H49V212H47ZM87 213V212H86ZM94 213V212H93ZM99 213V212H98ZM115 213V212H114ZM76 214V213H75ZM78 214V213H77ZM130 214H132L131 212H130ZM61 215V214H60ZM90 215V214H89ZM101 215V214H100ZM103 215V214H102ZM113 215H115V214H113ZM37 216H39V214H37ZM50 216H52V215H50ZM54 216V215H53ZM30 217V216H29ZM79 217V216H78ZM105 217V216H104ZM108 217H109V215H108ZM133 217H135L134 215H133ZM147 217V216H146ZM145 217V218H146ZM57 218V217H56ZM87 218V217H86ZM91 218V217H90ZM116 218V217H115ZM118 218V217H117ZM138 218H139V216H138ZM150 218V217H149ZM31 219H33V218H31ZM54 219V218H53ZM59 219V218H58ZM75 219V221H76V218H74ZM79 219V218H78ZM93 219V218H92ZM102 219V218H101ZM108 219V218H107ZM124 219V218H123ZM159 219H160V217H159ZM34 220V219H33ZM36 220V219H35ZM51 220V219H50ZM60 220V219H59ZM83 220V222H84V220L85 219H82ZM82 220L80 221V223L82 222ZM87 220V219H86ZM96 220V219H95ZM134 220V219H133ZM139 220V219H138ZM142 220V219H141ZM146 220H148V219H146ZM19 221V220H18ZM74 221V222H75ZM105 221H107V220H105ZM110 221V220H109ZM135 221V220H134ZM153 221V220H152ZM233 221V220H232ZM58 222V221H57ZM63 222V221H62ZM77 222V221H76ZM79 222V221H78ZM88 222V221H87ZM92 222H94V221H92ZM100 222V221H99ZM114 222V221H113ZM144 222H145V220H144ZM144 222H142V223H144ZM203 222H206L207 224H209L211 227H212V229L216 232V233H220V234H223V233H225V234H228L229 235V237H230V239L232 240V244L234 245V246H237L238 247V249H239V247L241 248V249H243L245 252H248V250H249V252L251 253V254H253V256H255V257H257V258H259L260 256H261V253L257 250V249H250L249 248V246H248V244H247V242H245L239 235H237L238 233H236L235 231H233L231 228H229V226L228 227H221L220 225H218L216 222H213V221H209V220H204ZM68 223V222H67ZM85 223V222H84ZM106 223V222H105ZM118 223V222H117ZM125 223V222H124ZM129 223V222H128ZM127 223V224H128ZM130 223H132V222H130ZM129 223V224H130ZM153 223V222H152ZM156 223V222H155ZM221 223V222H220ZM6 224V223H5ZM4 224V225H5ZM14 224V223H13ZM41 224V223H40ZM60 224V223H59ZM58 224V225H59ZM64 224V223H63ZM83 224V223H82ZM108 224V223H107ZM122 224V223H121ZM134 224V223H133ZM160 224V223H159ZM166 224V223H165ZM2 225V224H1ZM7 225V224H6ZM97 225V224H96ZM103 225H105V224H103ZM117 225V224H116ZM125 225V224H124ZM130 225H132V224H130ZM143 225V224H142ZM3 226V225H2ZM8 226V225H7ZM13 226V225H12ZM11 226V227H12ZM44 226V225H43ZM78 226V225H77ZM140 226V225H139ZM161 226H162V224H161ZM165 226V225H164ZM167 226V225H166ZM10 227V226H9ZM63 227H65V226H63ZM67 227V226H66ZM97 227V226H96ZM112 227V226H111ZM133 227V226H132ZM131 226H130V228H132ZM135 227V226H134ZM150 227V226H149ZM186 227H188L187 225H186ZM6 228V227H5ZM47 228V227H46ZM94 228V227H93ZM113 228H115V227H113ZM1 229V228H0ZM16 229V228H15ZM56 229H57V227H56ZM66 229V228H65ZM86 228L84 227V229L83 230H85ZM110 229V228H109ZM123 229V228H122ZM134 229V228H133ZM139 229V228H138ZM150 229V228H149ZM158 229V228H157ZM210 229V228H209ZM8 230V229H7ZM26 230V229H25ZM51 230V229H50ZM119 230V229H118ZM130 230H132V229H130ZM167 230V229H166ZM17 231V230H16ZM36 231V230H35ZM41 230L39 229V230H37L36 232L38 233V232H40ZM52 231V230H51ZM59 231V230H58ZM111 231V230H110ZM115 231H116V229H115ZM121 231V230H120ZM124 231V230H123ZM138 231V230H137ZM156 231V230H155ZM175 231V230H174ZM5 232V231H4ZM11 232V231H10ZM56 232V231H55ZM157 232V231H156ZM162 232V231H161ZM168 232V231H167ZM183 232V231H182ZM37 233H35V234H37ZM85 233V235H86V232H84ZM120 233V232H119ZM169 233V232H168ZM3 234V233H2ZM24 234V233H23ZM29 234V233H28ZM108 234H110V233H108ZM123 234V233H122ZM126 234V233H125ZM10 235V234H9ZM8 235V236H9ZM13 234H11V236H12ZM16 235V234H15ZM27 235V234H26ZM33 235V234H32ZM56 235V234H55ZM91 235V234H90ZM111 235H112V233H111ZM115 235V234H114ZM117 235V234H116ZM121 235V234H120ZM128 235V234H127ZM136 235H138V234H136ZM155 235H158V234H155ZM154 235V236H155ZM18 236H20V235H18ZM76 236V235H75ZM78 236H80V235H78ZM135 236V235H134ZM226 236V235H225ZM258 236V235H257ZM259 236L260 237H264V226L260 229V233H259ZM3 237V236H2ZM5 237V236H4ZM34 237V236H33ZM60 237V236H59ZM59 237H58V239H59ZM64 237H65V235H64ZM84 237V236H83ZM96 237V236H95ZM114 237V236H113ZM127 237H131V236H127ZM218 237H219V235H218ZM0 238H1V236H0ZM9 238V237H8ZM7 238V239H8ZM57 238V237H56ZM110 238H111V236H110ZM128 238V239H129ZM135 238V237H134ZM172 238V237H171ZM182 238V237H181ZM228 238V237H227ZM4 239V238H3ZM10 239V238H9ZM22 239V238H21ZM43 239V238H42ZM41 239V240H42ZM50 239V238H49ZM67 239V238H66ZM75 239H76V237H75ZM143 239V238H142ZM1 240H2V238H1ZM0 240V241H1ZM39 240V239H38ZM45 240V239H44ZM91 240V239H90ZM135 240V239H134ZM138 240V239H137ZM159 240V239H158ZM165 240H167V239H165ZM17 241H19V239H17ZM24 241V240H23ZM27 241V240H26ZM64 241V240H63ZM74 241V240H73ZM101 241V240H100ZM160 241V240H159ZM163 241V240H162ZM170 241V240H169ZM168 241V242H169ZM179 241V240H178ZM3 242V241H2ZM4 242H5V240H4ZM3 242V243H4ZM9 242V241H8ZM28 242H29V240H28ZM104 242H106V241H104ZM121 242V241H120ZM184 242L186 243V245H189V243L190 242H192L194 245H195V247L198 249V250H200V248H201V242H200V240H199V238L197 237V236H194V235H192V234H189V235H187V238L184 240ZM18 243V242H17ZM55 243V242H54ZM53 243V244H54ZM122 243V242H121ZM127 243V242H126ZM137 243V242H136ZM156 243V242H155ZM166 243V242H165ZM177 243V242H176ZM2 244V243H1ZM6 245H7V243H5ZM9 244V243H8ZM22 244V243H21ZM25 244V243H24ZM23 244V245H24ZM27 244H31L32 245V243H27ZM33 244H35V243H33ZM45 244V243H44ZM78 244V243H77ZM102 244V243H101ZM128 244V243H127ZM158 244V243H157ZM163 244V243H162ZM181 244V243H180ZM103 245V244H102ZM151 245H153V244H151ZM161 245V244H160ZM175 245H179V244H175ZM232 245V246H233ZM11 246V245H10ZM13 246V245H12ZM34 246V245H33ZM44 246V245H43ZM55 246V245H54ZM123 246V245H122ZM6 247V246H5ZM21 247V246H20ZM24 247V246H23ZM37 247V246H36ZM52 247V246H51ZM57 247V246H56ZM65 247V246H64ZM94 247V246H93ZM148 247H150V246H148ZM163 247V246H162ZM180 247V246H179ZM29 248V247H28ZM67 248V247H66ZM104 248V247H103ZM132 248V247H131ZM130 248V249H131ZM140 248V247H139ZM168 248V247H167ZM181 248V247H180ZM3 249H5L4 248V246H3ZM2 249V250H3ZM17 249V248H16ZM47 249V248H46ZM52 249V248H51ZM94 249V248H93ZM107 249H108V247H107ZM107 249L105 250V249H102V250H104L105 252L107 251ZM148 249V248H147ZM151 248H149V250H150ZM165 249V248H164ZM8 250V249H7ZM10 250V249H9ZM21 250V249H20ZM26 250V249H25ZM43 250V249H42ZM58 250V249H57ZM60 250H63V249H60ZM68 250H70V248H68ZM109 250V249H108ZM165 250H167V249H165ZM170 250H171V248H170ZM181 250H182V248H181ZM188 250V249H187ZM192 250V249H191ZM22 251V250H21ZM56 251V250H55ZM128 251V250H127ZM130 251V250H129ZM148 251V250H147ZM151 251V250H150ZM31 252V251H30ZM29 252V253H30ZM63 252V251H62ZM61 252V253H62ZM65 252V251H64ZM67 252V251H66ZM70 252V251H69ZM115 252H117L118 253V251H115ZM124 252V251H123ZM174 252V251H173ZM0 253H1V251H0ZM12 253V252H11ZM24 253V252H23ZM68 253V252H67ZM76 253V252H75ZM104 253V252H103ZM130 253V252H129ZM143 253V252H142ZM153 253V252H152ZM183 253H185V252H183ZM188 253V252H187ZM244 253V252H243ZM10 254V253H9ZM22 254V253H21ZM54 254V253H53ZM100 254V253H99ZM116 254V253H115ZM132 254V253H131ZM144 254V253H143ZM142 254V255H143ZM192 254V253H191ZM23 255H25V254H23ZM32 255V254H31ZM55 255H56V253H55ZM105 255V254H104ZM114 255V254H113ZM154 255H155V253H154ZM197 255V254H196ZM244 255V254H243ZM16 256H18V255H16ZM126 256V255H125ZM133 256H135V255H133ZM133 256H132V258H133ZM137 256V255H136ZM9 257V256H8ZM102 257H104V256H102ZM105 257H106V255H105ZM130 257V256H129ZM197 257V256H196ZM201 257H203V255H200V258ZM4 258V257H3ZM24 258V257H23ZM83 258V257H82ZM143 258V257H142ZM145 258V257H144ZM182 258V257H181ZM192 258V257H191ZM1 259V258H0ZM22 259V258H21ZM34 259V258H33ZM51 259V258H50ZM49 259V260H50ZM103 259V258H102ZM120 259V258H119ZM139 259V258H138ZM141 259V258H140ZM161 259V258H160ZM193 259V258H192ZM5 260V259H4ZM11 260V259H10ZM40 260H41V258H40ZM40 260H34V262H33V264H46V263H42ZM159 260V259H158ZM29 261H30V258H29ZM89 261V260H88ZM109 261V260H108ZM113 261H115V259L113 260ZM2 262V261H1ZM79 262V261H78ZM95 262V261H94ZM103 262V261H102ZM107 262V261H106ZM143 262V261H142ZM204 262V261H203ZM14 263V262H13ZM108 263V262H107ZM164 263V262H163ZM19 264H27V263H25V262H21V263H19ZM56 264V263H55ZM103 264H104V262H103ZM110 264V263H109ZM160 264H162V263H160ZM258 264H264V258H263V260L262 261H260Z\"/></svg>", "mask_w": 264, "mask_h": 264}, {"label": "crops", "instance_id": "crops-1", "mask_svg": "<svg viewBox=\"0 0 264 264\" xmlns=\"http://www.w3.org/2000/svg\"><path fill=\"white\" fill-rule=\"evenodd\" d=\"M10 25L13 27L14 24L13 23H10ZM9 35H5V34H2L0 35V68L2 69V71L0 72H3L0 73V115H2V117L5 116V113H8L7 116H6V125L5 123H0V155L3 153L2 150H4L5 148V143L4 141L2 140V138H5V137H17V138H20V137H32V136H39L37 133H32L33 131H30V133L28 134H25V133H20L18 132V130H15V131H9V128L10 126L12 125V121H13V117L15 119V117L17 115H23V112H22V109L23 111H25V109H29L31 108L32 105H21V100L23 99H26L27 97L26 96H29V95H32L33 97L38 95L37 98L40 99V101L43 102V100H45V105L44 103L41 104L43 105V107L46 106V104L48 103L47 101H49V99L47 97L44 96V94L42 95L43 93V89L44 88V82L43 80V77H42V74H44V72L41 71V69L46 70V68H49L51 66L50 63H47L46 62V58L48 57L49 58V55H46V56H42L41 53L39 52V50L37 49H34V48H30L28 50H25V51H20L18 50L15 46H14V37L13 36H9ZM11 37V38H10ZM3 39V40H2ZM13 41V42H12ZM11 44V45H10ZM9 46V47H8ZM12 52V53H11ZM28 53V54H27ZM40 53V54H39ZM38 55V56H37ZM41 55V56H39ZM30 56V57H29ZM33 57V58H32ZM41 57V58H40ZM32 58V59H31ZM43 58V59H42ZM11 60V61H9ZM22 60V62H21ZM41 61V62H40ZM6 62V63H5ZM46 62V63H45ZM31 63V64H30ZM38 63L40 64L39 66H36L38 65ZM44 64V65H43ZM47 64V65H46ZM49 64V65H48ZM28 65V66H27ZM34 65V66H33ZM30 66V67H29ZM27 68V69H26ZM33 68V69H32ZM39 68V69H38ZM30 69V71H29ZM23 71V72H22ZM33 71H35L36 74L32 73ZM6 72V73H5ZM22 73V74H21ZM26 73V74H25ZM5 74V75H4ZM4 75V76H3ZM21 75V76H20ZM7 78H6V77ZM34 76V77H33ZM37 76V77H36ZM10 80H9V78ZM5 78V79H4ZM38 78V79H37ZM13 79V80H12ZM34 79V81L32 80ZM16 80V81H15ZM23 80V81H22ZM29 81V82H27ZM8 82V83H7ZM14 82V83H13ZM21 82V83H19ZM34 82V83H33ZM3 83V84H2ZM18 83V84H17ZM31 84V85H28ZM40 84V86H39ZM12 85V87H11ZM33 85V86H32ZM42 85V86H41ZM5 86V87H4ZM9 86V87H8ZM19 86V87H18ZM23 86V87H21ZM36 86V87H35ZM7 87V88H6ZM17 87V88H16ZM26 89H25V88ZM38 87V88H37ZM2 88V89H1ZM12 88V89H11ZM34 88V89H32ZM17 89V90H15ZM22 91H21V90ZM31 89V90H30ZM65 89V88H64ZM37 90V91H36ZM39 90H42V91H39ZM18 91V93H17ZM22 92H23V95H22ZM33 92V94H32ZM12 93V94H11ZM17 93V94H16ZM25 93V94H24ZM41 93V94H40ZM14 94V95H13ZM8 95V96H7ZM16 95V96H15ZM18 95V96H17ZM22 95V96H20ZM25 95V96H24ZM42 95V96H41ZM7 96V97H6ZM24 96V97H23ZM10 97V98H9ZM20 97L22 99H20ZM35 97V98H36ZM7 98H8V101H7ZM48 100H47V99ZM11 99V100H10ZM14 99V100H13ZM19 99V100H18ZM7 101V102H6ZM10 102V103H9ZM13 102V103H12ZM2 103V104H1ZM5 104V106H4ZM9 106H8V105ZM17 104V105H16ZM17 106V107H16ZM20 106V107H19ZM23 106V107H22ZM8 107V109L6 108ZM41 107L36 109V111H39L40 109H42ZM16 109V111L14 110ZM9 110V111H8ZM5 112V113H4ZM12 112L13 115H12ZM20 112V113H18ZM3 113V114H2ZM11 113V114H10ZM35 113V110H33V114ZM4 115V116H3ZM12 115V116H11ZM32 115V112L31 114ZM29 115V118L31 117ZM11 117V118H10ZM29 118L28 120L26 121H29ZM12 119V120H11ZM7 121H11L10 125L7 124L8 122ZM25 121V122H26ZM24 122V123H25ZM24 125V124H23ZM5 127V128H4ZM9 127V128H8ZM4 128V130L2 129ZM19 129V128H18ZM4 131V133L2 132ZM17 131V132H16ZM11 132H13L12 134H10ZM2 133V134H1ZM16 133V134H15ZM20 136H19V134ZM5 134V135H4ZM16 135V136H15ZM5 136V137H4ZM40 136L43 137L42 134H40ZM53 137L54 135H51V134H48L47 137ZM14 144V143H12ZM8 147H11L9 145H7Z\"/></svg>", "mask_w": 264, "mask_h": 264}]
</instances>
